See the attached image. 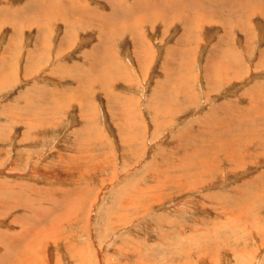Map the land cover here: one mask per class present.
<instances>
[{"label": "rangeland", "instance_id": "374dc122", "mask_svg": "<svg viewBox=\"0 0 264 264\" xmlns=\"http://www.w3.org/2000/svg\"><path fill=\"white\" fill-rule=\"evenodd\" d=\"M205 262L264 264V0H0V264Z\"/></svg>", "mask_w": 264, "mask_h": 264}, {"label": "bare ground", "instance_id": "6f19581e", "mask_svg": "<svg viewBox=\"0 0 264 264\" xmlns=\"http://www.w3.org/2000/svg\"><path fill=\"white\" fill-rule=\"evenodd\" d=\"M66 28V27H65ZM89 81V80H88ZM215 143V142H214ZM201 153V152H200ZM163 185V184H162ZM159 187V186H158ZM156 193V192H155ZM154 193V194H155ZM158 194V193H157ZM157 196V195H156ZM204 262V261H203ZM213 262V261H212ZM22 263V262H21ZM206 263V262H205ZM19 264V263H18ZM184 264H186V263H184ZM189 264H191V263H189ZM207 264V263H206Z\"/></svg>", "mask_w": 264, "mask_h": 264}]
</instances>
